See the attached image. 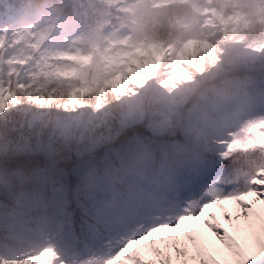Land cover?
Instances as JSON below:
<instances>
[{
  "label": "clouds",
  "instance_id": "obj_1",
  "mask_svg": "<svg viewBox=\"0 0 264 264\" xmlns=\"http://www.w3.org/2000/svg\"><path fill=\"white\" fill-rule=\"evenodd\" d=\"M200 5L212 7L203 0ZM103 8V0H30L24 6L35 20L13 33L24 40L8 55L31 57L22 67L9 66L18 70L21 82L31 85L29 91L56 89L66 100L73 84L37 76L43 57L60 50L48 43L28 48L25 41L34 42L29 33L62 30V51H72L80 37L99 26ZM177 17L192 21V32H203L212 43L223 36L186 5L168 8L154 23L145 19L142 28L116 21L111 27L122 28L118 34L129 36L132 43L153 37L174 44L159 74L137 88L136 95L117 100L108 91L99 110L85 106L65 111L54 104H29L17 91L22 103L0 113V259H23L53 249V264H102L106 242L136 233L141 225H152L151 219L178 209L177 175L198 169L215 156L220 140L264 117V55L245 47L264 40V23L243 33V43L220 44L217 62L205 61L203 71L184 64L191 79L174 80L175 87L164 88L160 81L173 71L169 65L189 38ZM188 59L193 57L189 54ZM195 60L199 63V56ZM83 101L94 105L95 93ZM252 159L237 153L227 164L220 161L221 179H231ZM69 161L77 173L71 185L64 167Z\"/></svg>",
  "mask_w": 264,
  "mask_h": 264
},
{
  "label": "snow or ice",
  "instance_id": "obj_2",
  "mask_svg": "<svg viewBox=\"0 0 264 264\" xmlns=\"http://www.w3.org/2000/svg\"><path fill=\"white\" fill-rule=\"evenodd\" d=\"M207 4L212 7L192 3L193 16L210 17L205 23L213 27L218 23L222 38L212 43L203 32H192V21L186 19L179 24L189 38L181 43L175 63L169 65L173 71L160 81L161 87H175L174 80L191 79L184 64L198 72L203 71L205 61L209 64L217 62V53L222 51L220 44L243 43L246 39L244 30L255 23H264V0H208ZM174 5V0H135L131 6L133 23L142 28L145 19L156 21ZM226 9L233 11L225 15ZM52 30L29 33L34 42L25 41L26 46L39 49L49 39ZM94 31L98 33L99 28ZM7 35H0V44L5 42ZM22 40L24 37L20 36L15 43ZM245 47L262 53L264 40L253 41ZM173 48L174 44L165 45L153 37H146L134 43L132 51L124 54L127 60L113 58L103 66L95 59L94 43L87 53L76 49L72 54L57 51L43 57L44 64L37 76L73 82L66 100L63 91L55 94L56 89L29 91L30 84L19 79L15 82L6 80L0 69V113L22 103L21 95L24 101L39 108L54 104L57 109L65 111L85 106L99 110L107 103L108 91L117 100L136 95L137 88H143L149 79L159 74L164 56ZM189 54L193 59H188ZM197 56L199 63L195 60ZM28 59L31 57L17 61L9 59L7 63L24 65ZM53 60L61 62L51 63ZM16 71L10 67L8 77ZM76 81L79 83L75 84ZM17 91L21 95H17ZM91 93H95L96 103L86 105L83 97ZM229 137L218 142L219 150L203 164L200 175L193 181V187L208 185L207 198L188 203L174 221L152 224L136 232L118 246L105 264H264V117L248 121L238 131L229 133ZM237 153L253 159L246 167L237 169L226 183L216 181L223 167L220 161L227 164ZM226 203L234 204L236 210L231 213L223 211L218 220L210 210ZM56 258L53 249H45L23 259H0V264H53Z\"/></svg>",
  "mask_w": 264,
  "mask_h": 264
},
{
  "label": "rangeland",
  "instance_id": "obj_3",
  "mask_svg": "<svg viewBox=\"0 0 264 264\" xmlns=\"http://www.w3.org/2000/svg\"><path fill=\"white\" fill-rule=\"evenodd\" d=\"M29 2L30 0H0V35L5 33L8 34L5 38V42L0 44V69L2 70H4L2 65L8 64L7 61L9 59L14 61L21 60L16 58L15 54L9 56L8 53L9 49L21 43V41L19 43H15L18 37L14 36L13 33L19 32L21 27H26L35 20L33 13L23 11L24 6ZM134 3L135 0H103L104 8L100 12L101 19L99 26L97 27L99 28L98 33L95 31H90L86 35L80 37L78 41L79 47L69 51V54L75 53L76 49H80L82 53H87L91 51V45L94 43L96 46L95 58L98 59V62L102 66L107 64L113 58L127 60V57L124 54L132 51V46L134 43L131 42V38L129 36H120L118 34V31L122 30V28L113 29L111 26L116 21H123V27L135 25L133 23L131 12V6ZM174 3L175 5H186L191 10L190 5L192 3L201 4V0H174ZM203 3H208V0H203ZM229 11V9H226L225 15H228ZM202 17L204 20L210 19L208 16ZM152 22L154 23L155 21L152 20ZM177 22L179 26V24L184 22V18L177 17ZM206 26L213 27L211 24H206ZM220 27L221 26L217 23L213 28H218L220 30ZM53 31L54 34H51L45 43H48L51 46L56 47L57 50L62 51V30L54 29ZM258 55H264V52L259 53ZM62 62L72 63L70 61ZM15 65H20L21 67L23 66L20 63H13L9 66ZM11 77L14 80L19 79L18 70L16 73H13ZM203 164L198 169H186L175 177V191L180 199L178 209L174 213L164 217H156L151 219L149 224L174 221L181 213L182 208L188 203H194L196 201H203L206 199L208 185L193 187V181L200 175ZM215 180L221 183H226L228 181L221 179L220 176L216 177ZM220 207L222 208V213L223 211H228L231 213L236 210L234 204L232 203H226ZM145 227L146 225H141L140 228L137 229V232L141 231ZM133 234H130L127 237H118L111 242H106V251L99 257L102 261V264H105L109 257L113 255V251Z\"/></svg>",
  "mask_w": 264,
  "mask_h": 264
},
{
  "label": "trees",
  "instance_id": "obj_4",
  "mask_svg": "<svg viewBox=\"0 0 264 264\" xmlns=\"http://www.w3.org/2000/svg\"><path fill=\"white\" fill-rule=\"evenodd\" d=\"M31 1H34L35 2V0H31ZM229 10H230L229 11V14H230L233 10L232 9H229ZM247 30L248 29L244 30L243 33H245ZM96 61H98V59H96ZM59 62H61V61H59ZM2 67L4 69V70H2L3 71V75L5 76V79H7L8 72H9V68H10L9 67V64H4V65H2ZM64 167H66L69 170L67 182L69 183V185L74 184L76 182L77 173L73 169V163H72V161H69L67 164L64 165ZM210 211H212L216 215V217H217L218 220L220 219V217L222 215V208L220 206L217 207V208L211 209ZM74 217H75L76 223H79V210H76L74 212ZM221 223H223V221H221Z\"/></svg>",
  "mask_w": 264,
  "mask_h": 264
}]
</instances>
